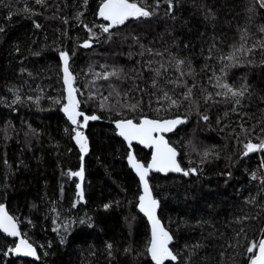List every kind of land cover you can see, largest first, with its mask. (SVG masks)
<instances>
[{"label": "trees", "instance_id": "1", "mask_svg": "<svg viewBox=\"0 0 264 264\" xmlns=\"http://www.w3.org/2000/svg\"><path fill=\"white\" fill-rule=\"evenodd\" d=\"M100 4L0 0V203L39 255L14 257L16 238L0 232V264H153L139 183L114 126L142 117L183 121L168 142L181 168L196 170L148 177L177 256L165 264H250L256 249L247 248L264 234V157L243 156L242 146L264 140V8L173 0L169 12L167 0H143L154 15L105 33ZM61 52L77 109L98 117L83 127V116L74 125L62 110ZM223 85L247 91L233 97ZM132 146L146 164L150 152ZM82 165L83 179L69 175Z\"/></svg>", "mask_w": 264, "mask_h": 264}, {"label": "snow or ice", "instance_id": "2", "mask_svg": "<svg viewBox=\"0 0 264 264\" xmlns=\"http://www.w3.org/2000/svg\"><path fill=\"white\" fill-rule=\"evenodd\" d=\"M36 2L43 3V0H36ZM167 3L168 11L171 12L174 6L173 0H167ZM259 3L261 8H264V0H259ZM154 14V10L150 11L143 5V0H101L98 11L99 17L109 22L107 26L100 25L101 30L105 33H108L110 28L117 25H122L129 19H140L142 17L147 18ZM36 26L39 27V25ZM83 46L89 47L90 45L86 41ZM60 56L64 64V84L66 85L68 92V103L64 105L62 110L66 113L68 119L74 125H78L77 117L83 116L84 124L78 125L79 127H83L89 120H96L98 119V117L95 115L86 116L82 112L77 111L79 101L76 100L75 96L73 95L76 90L72 87L73 76L69 72L68 54L65 52H61ZM228 59H232V57H228ZM178 63H183V61H178ZM116 75L117 72L114 70L110 73L103 74V78L107 79L109 76ZM223 87L227 88V91L230 92L233 97H242L245 91H247V88H244L243 90H234L228 85H223ZM190 94L191 89H189V92L188 94H186L185 99H187ZM226 94L227 93H225V95ZM165 98L171 99L170 97H168L167 93H165ZM16 99L19 100L20 98L17 96ZM55 102L59 103L60 101L57 100ZM239 102V99H237L236 103L239 104ZM172 104L175 105L176 101L172 100ZM203 119L207 120L208 117L204 116ZM182 122L183 121H181L180 119L166 120L162 122L143 119L139 123H133V121L129 119L116 122V127L117 129H119L118 134L122 136L126 141H128L130 146L131 142L133 140H136L140 144H143L146 147H152L154 149L152 153V160L147 165V167L139 163L136 157L131 152H129L128 154V162L130 166L136 171L137 175L139 176L140 182L143 185V195L139 197V207L151 222V240L149 242L147 251L151 256V259L154 261V264H165L166 260L176 261L177 256L173 254V251L170 250L168 246L172 240V237L167 231H165L163 227H161L160 221L156 217V209L159 205V202L152 196L146 177L150 170L165 173L169 171L183 172L185 176L189 175L190 172L194 173L196 171L195 169H189L187 171L181 169L176 160V151L168 145L162 135L154 134L171 131L176 125ZM74 139L79 145L81 153H86L88 151V144L87 139L84 137L83 133L80 131H76ZM245 148L246 152L244 153V155H248L249 153L258 150H264V140H261L259 144L249 141L245 144ZM205 155H208V153H205ZM81 160H83V156H81ZM261 167H264V164H262ZM83 174V165L81 166L80 171L69 173L70 176H78L81 179H83ZM252 178L256 179L255 173H253ZM80 187V184H77V189H80ZM78 195L81 199L83 198L82 191L78 192ZM107 207H109V205H105V208ZM0 230H2L9 236L19 235L13 217L9 216L2 204H0ZM111 247L112 245L109 244L108 248L111 249ZM255 249H258V252H255V254L250 258V264H264V239L259 240L257 244H251L250 246H248L247 251L249 253H254ZM8 251L25 256H36L35 249L31 244L28 243L26 239H21L14 248H10ZM7 254L8 253H5V255Z\"/></svg>", "mask_w": 264, "mask_h": 264}, {"label": "water", "instance_id": "3", "mask_svg": "<svg viewBox=\"0 0 264 264\" xmlns=\"http://www.w3.org/2000/svg\"><path fill=\"white\" fill-rule=\"evenodd\" d=\"M100 6V5H99ZM107 23H109L108 21H106ZM86 42V41H85ZM85 42H83L82 44H81V46L82 47H84L83 45H84V43ZM89 43V42H88ZM85 48V47H84ZM62 82H63V86H64V92L66 93V95H68V92H67V88H66V85L64 84V72H63V76H62ZM72 87L74 88V86H73V84H72ZM73 95L75 96V93H73ZM77 111L78 112H80L78 109H77ZM143 119H149V120H156V121H166V120H175V119H156V118H151V117H142L141 119H139V121H137V122H135V121H133L132 119H130V120H132L133 121V123H139L141 120H143ZM123 120H129V119H119V120H116L115 122H114V126H115V130H116V133H117V135L121 138V140L122 141H124V143L126 144V146L128 147V154H129V152H131L134 156H135V154H134V149H133V146L132 145H138V146H140V147H142V148H144V149H146L147 151H149L150 152V155H149V158H148V160H147V162H146V164H144L142 161H140V160H138L137 158V161L139 162V163H141V164H143L145 167H147V165L151 162V160H152V153H153V148L152 147H146L145 145H143V144H140L138 141H136V140H133L132 142H131V146L129 145V142L128 141H126L122 136H120L118 133H119V129H117V127H116V122H118V121H123ZM179 125V124H178ZM178 125H176L171 131H167V132H161V133H157V134H154V135H162L163 136V138H164V140L168 143V145L170 146V147H172L175 151H176V153H177V155H176V160H177V163L180 165V163H179V161H178V151L168 142V138H167V134H170L172 131H174V129L178 126ZM252 142V141H251ZM248 143V142H247ZM252 143H255V142H252ZM246 144V143H245ZM245 144L242 146V149H243V147H245ZM256 144H259V143H256ZM262 151V154H263V157H264V150H258V151H255V152H252V153H249L248 155H251V154H258V153H260ZM246 152V148L245 149H243L242 150V155L243 156H246V155H244V153ZM128 154H127V157H126V163H127V165L129 166V168L132 170V172L134 173V175L136 176V178H137V180H138V183H139V188H140V193H139V195H138V197H137V204H136V209H137V211L145 218V220L147 221V223H148V226H149V235H150V237H149V242H150V240H151V229H152V226H151V222L149 221V219H148V217L140 210V207H139V205H140V200H139V197L141 196V195H143V185L141 184V182H140V179H139V176L137 175V173H136V171L130 166V164H129V162H128ZM136 157V156H135ZM181 167V166H180ZM182 169V168H181ZM151 173H161V174H166L165 172H159V171H155V170H150L149 171V173H148V175H147V177H146V179H147V181H148V185H149V189H150V191H151V193H152V196L154 197V194H153V192H152V189H151V187H150V184H149V180H148V177H149V175L151 174ZM167 173H177V174H180V173H182V172H172V171H169V172H167ZM158 202H159V200L156 198V197H154ZM0 204H2L3 206H4V209H5V211L9 214V216H11V217H13V219H14V222L16 223V229H17V231H18V233H19V235L18 236H10V237H12V238H16V243H15V245L17 244V243H19V241L21 240V239H26L27 241H28V243L29 244H31L32 245V247L35 249V251H36V256L35 257H33V256H25V255H22V254H16V253H13V252H11V254L14 256V257H21V258H29V259H31V260H33V261H38L39 260V255H38V250H37V248H36V246L34 245V244H32L29 240H28V238L27 237H25L24 235H23V233H22V231H21V229H20V225H19V221L10 213V211L8 210V208H7V206H6V204L5 203H0ZM158 210H159V205H158V207H157V209H156V217H157V219H159V221H160V225H161V227H163L164 229H165V231H167L168 233H169V235L172 237V235L170 234V232L164 227V225H163V223H162V221L160 220V218H159V216H158ZM0 232H2L3 234H5V235H7L6 233H4L2 230H0ZM7 236H9V235H7ZM261 239H264V234H263V236L260 238V240ZM172 241H173V237H172V240H171V242L169 243V248H170V244L172 243ZM148 245H149V243H148ZM15 247V246H14ZM148 248V247H147ZM170 250H171V248H170ZM9 252V251H8ZM255 252H258V249H256L255 250ZM147 253H148V251H147ZM174 254V253H173ZM255 254V253H254ZM148 256H149V258H150V260L152 261V263L154 264V261L151 259V256H150V254L148 253ZM166 261H171V260H166ZM165 261V262H166ZM177 261V260H176ZM176 261H172V262H176Z\"/></svg>", "mask_w": 264, "mask_h": 264}, {"label": "bare ground", "instance_id": "4", "mask_svg": "<svg viewBox=\"0 0 264 264\" xmlns=\"http://www.w3.org/2000/svg\"><path fill=\"white\" fill-rule=\"evenodd\" d=\"M262 152V151H261ZM150 236V235H149ZM15 246V245H14ZM14 248V247H13ZM9 253H11V252H9Z\"/></svg>", "mask_w": 264, "mask_h": 264}, {"label": "rangeland", "instance_id": "5", "mask_svg": "<svg viewBox=\"0 0 264 264\" xmlns=\"http://www.w3.org/2000/svg\"><path fill=\"white\" fill-rule=\"evenodd\" d=\"M243 149H245V147H243ZM243 149H242V150H243Z\"/></svg>", "mask_w": 264, "mask_h": 264}]
</instances>
